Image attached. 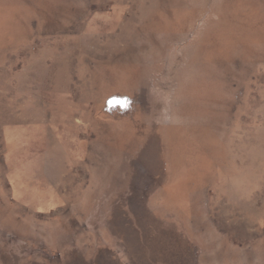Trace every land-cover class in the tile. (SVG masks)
Returning <instances> with one entry per match:
<instances>
[{
  "label": "rangeland",
  "instance_id": "rangeland-1",
  "mask_svg": "<svg viewBox=\"0 0 264 264\" xmlns=\"http://www.w3.org/2000/svg\"><path fill=\"white\" fill-rule=\"evenodd\" d=\"M91 261L264 264V0H0V264Z\"/></svg>",
  "mask_w": 264,
  "mask_h": 264
},
{
  "label": "clouds",
  "instance_id": "clouds-1",
  "mask_svg": "<svg viewBox=\"0 0 264 264\" xmlns=\"http://www.w3.org/2000/svg\"><path fill=\"white\" fill-rule=\"evenodd\" d=\"M133 110V99L130 96H112L105 102V111L109 114H117L123 116L126 112ZM165 121L170 117H164Z\"/></svg>",
  "mask_w": 264,
  "mask_h": 264
},
{
  "label": "flooded vegetation",
  "instance_id": "flooded-vegetation-1",
  "mask_svg": "<svg viewBox=\"0 0 264 264\" xmlns=\"http://www.w3.org/2000/svg\"><path fill=\"white\" fill-rule=\"evenodd\" d=\"M53 258H54V257H53ZM52 260H53V259H52ZM90 263H91V264H94V262H92V261H91Z\"/></svg>",
  "mask_w": 264,
  "mask_h": 264
}]
</instances>
